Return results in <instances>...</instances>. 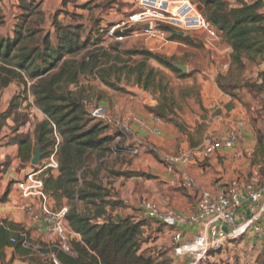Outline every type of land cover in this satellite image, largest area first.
<instances>
[{"label":"trees","instance_id":"16d2710c","mask_svg":"<svg viewBox=\"0 0 264 264\" xmlns=\"http://www.w3.org/2000/svg\"><path fill=\"white\" fill-rule=\"evenodd\" d=\"M114 1L119 4L118 0ZM68 2L63 0V6L67 7ZM91 2L81 7L90 9ZM197 2L202 15L219 35L225 37L233 51L229 69L217 77L218 88L232 97L237 89L256 88L246 80L245 73L248 63L259 65L264 62L263 0H238L236 7H231L228 0ZM115 4L110 7L117 9L119 6ZM18 9L20 13L14 17L10 31L3 32L7 21L0 7V88L13 84L22 87L24 101L30 94L35 107L45 117L37 122L32 134L15 137L20 147L18 159L23 166L31 164L40 146L44 161L57 148L58 176L50 169L41 173L44 191L53 199L55 210L67 208L65 220L68 229L80 239L69 236V253L62 251L58 242L51 241L41 243L34 251L25 230L5 222L0 226L1 255L6 248H12L22 255L42 256V260L34 258L39 264H56L55 260L58 264H173L164 257L165 254L148 253V249H144L147 244L145 229L149 224L164 225L135 215L117 213V210L131 207L109 191L111 183L108 190L95 179L108 164L102 160L107 159L114 148L118 155L122 153L120 150L127 151V148L123 144L116 147L115 138L109 133L110 127L90 116L86 109L88 88L82 80H98L110 90L129 94L121 87L125 81L154 97L158 95L159 108L149 110L157 119L168 120L165 111L172 113L177 107L176 99L173 90L149 63L155 61L181 79L188 75H183L163 55L143 49L124 50L120 43L104 45L109 29L107 26L106 30L100 31L102 22L97 21L98 26L90 31L78 21L64 25L59 20L64 13L61 9L51 16V27L46 29L47 19L41 2L19 0ZM94 32H98L97 35ZM169 39L194 46L187 37L178 38L170 33ZM16 100L14 97L7 111L1 115L5 120L13 117L16 122L14 133L27 124L28 118L24 116L22 122L16 120L14 113L22 105ZM177 127L181 126L177 124ZM94 162L99 163L95 170L92 167ZM118 162L122 161L119 159ZM32 168L37 170L38 167ZM122 177L154 178L134 171L111 170L109 174V178ZM7 196L5 194L1 202ZM64 201H67V206L63 205ZM25 240L31 244L28 249L23 247Z\"/></svg>","mask_w":264,"mask_h":264},{"label":"crops","instance_id":"0c3cea01","mask_svg":"<svg viewBox=\"0 0 264 264\" xmlns=\"http://www.w3.org/2000/svg\"><path fill=\"white\" fill-rule=\"evenodd\" d=\"M37 1L41 2L42 11L46 13L49 0ZM88 1L92 0H86L83 3ZM237 1L228 0L231 7H236ZM245 1L254 2L257 0ZM201 36L203 39L200 43L193 41L194 46L170 39L169 44H164L165 48L174 45L192 52L198 51L197 48L200 46V50L203 51V65H197L196 67L190 65L188 68L186 67L187 72L182 73L188 75L187 78L183 79L195 82V97H187L185 99L187 104L184 107H175L172 113H168V110H166L168 120L157 119L149 110L159 108L157 96L154 97L148 92H146V99H142L140 95L134 92L132 94L135 95L126 96L127 105L122 115L130 121L127 125L130 126L134 135L132 142L142 144L150 149L153 148V151H156L158 161L153 160L151 162V171L155 179L154 184L148 187V183L145 182L147 179H125L122 177L110 178L109 183L111 185L109 187L116 188L121 182L136 181L139 185L145 187L139 191L138 196L154 202L162 210L169 208L186 217H191L197 212V203L202 192L207 191L215 194L231 182L238 180L243 184V187L241 206L235 214V221L238 225H242L251 221L262 205V202L250 199L252 193L250 180L254 173H259L261 180L264 181V133H258V130L263 127V122L260 120L254 121L256 128L251 122V118L257 120L254 108L255 98L251 93V87L233 91L235 95L232 97L222 92L217 86V77L227 72L224 69L225 66L229 69L233 52L225 37L220 35L218 40L212 41L204 33H201ZM249 67L250 69H247L245 73L246 80L250 85H256L264 89V62L259 65L248 63ZM193 82L190 84L193 85ZM10 87L0 88L3 91V102ZM3 102L1 104H4ZM9 104L4 110L0 109V115L7 111ZM112 111L120 112L115 107ZM5 122L4 125L0 123V222L23 228L35 251L41 243L50 241L45 236V225L31 220V216L26 210L29 201L21 197L18 189V183L25 180L33 170L31 164L22 165L23 168H21L18 159L20 147L15 137L26 133H23V128L14 133L15 124L11 122L10 118ZM177 124L182 128H178ZM235 124H243L237 145L232 149L223 148L218 150L205 160L196 159L191 162L185 167V170L186 175L194 181L195 186L193 188L177 187L174 175L168 169L162 157H177L188 152H196L203 147L208 136L218 140L225 139ZM26 127L28 132L30 124H27ZM120 152L119 156L114 148L112 155L102 160V162L105 161L111 166L110 172L111 170L134 171L136 168L137 171H142V173L150 171L146 166L147 162L144 161V158L149 155L141 156L138 166L135 161L128 162L132 157L128 156L125 150L122 149ZM119 159L123 163H117ZM134 166L137 167L134 168ZM55 175L58 176V172ZM5 194H8V196L5 201L1 202ZM121 200L125 201L123 197ZM125 203L127 202L125 201ZM63 205L67 206V201H64ZM125 211L127 212L125 216L133 215L131 208H127L122 212ZM141 215L142 218H145L142 212ZM258 225L264 230V211L260 214ZM201 227V224L182 227L184 241L192 240L201 230ZM12 232L15 233V231ZM164 232L165 235H172L167 228L164 229ZM71 236L80 239L75 234H71ZM161 241L162 239H158L157 244H160ZM171 253L174 260V253L172 251ZM3 256H6L5 261L7 263L11 262V264H39L34 261V258L43 259L42 256L37 254L22 255L12 248H6ZM208 260L209 264H264V238L256 231L249 230L240 239L229 242L215 253L212 252Z\"/></svg>","mask_w":264,"mask_h":264},{"label":"built area","instance_id":"2783aa9c","mask_svg":"<svg viewBox=\"0 0 264 264\" xmlns=\"http://www.w3.org/2000/svg\"><path fill=\"white\" fill-rule=\"evenodd\" d=\"M127 15L125 21L115 23L109 29L106 38L122 42L129 37H137L157 39L163 44H169L168 37L173 31L185 35L199 31L212 41L218 40L220 36L216 28L202 15L201 6L192 0H134V5L128 10ZM118 33L121 36H118ZM224 69L228 70V67L225 66ZM89 114L96 121L110 127L109 133L115 138V144L122 143L131 154H138V147L132 142L133 132L124 121L113 117L102 106L93 107ZM242 126L243 124H235L222 140L208 136L203 147L196 152H188L177 157L163 156L162 160L174 175L175 185L193 188L195 183L186 175L185 167L196 159L205 160L218 150L235 147ZM56 153L57 148L45 160L47 162L45 167L39 169L37 166V170H32L25 180L18 183V189L21 197L29 201L26 210L31 220L45 225L46 239L58 242L62 251L69 253L68 240L72 233L65 220L67 208L61 211L54 209L53 199L45 193L41 179V173L47 169L54 174L57 173ZM250 182L252 186L250 199L262 202V205L254 218L242 225L235 221V214L241 206L243 187L238 180L231 182L218 193L202 192L198 199L197 212L191 217L169 208L162 210L150 200L142 202L141 212L146 219L164 225L172 233L175 257L187 259L185 264H204L212 252H217L229 242L240 239L249 230L256 231L264 238V230L258 225L260 214L264 211V181L261 180L259 173H254ZM200 224L202 227L198 234L192 240L184 241L181 228ZM30 246L26 240L23 242V247L28 249ZM55 263L58 264L56 260Z\"/></svg>","mask_w":264,"mask_h":264},{"label":"rangeland","instance_id":"374dc122","mask_svg":"<svg viewBox=\"0 0 264 264\" xmlns=\"http://www.w3.org/2000/svg\"><path fill=\"white\" fill-rule=\"evenodd\" d=\"M37 1V0H36ZM68 6L64 7L62 0H49V6L46 7V19L47 23L45 25L46 29L51 27V16L57 12L58 10H63L64 13L60 15L59 20L64 24V25H69V24H75L74 21H78L80 24H83L84 27L86 28L87 31L95 29L98 24L96 23L99 21L101 25L103 26L102 30H106L105 27L108 26V29H110L115 23H118L120 21H125L128 17L126 14V11H128L133 5H134V0H118L119 4L116 3L114 0H92L93 3L90 6V9H86L85 7H81L85 3L82 0H68ZM195 3H198L197 0H192ZM114 3L115 5L119 6V9L116 8H111L110 5ZM112 4V5H114ZM19 5V0H0V7L2 8L3 14L6 18L7 21V26L6 31H10L13 22H14V17L17 16L20 11L18 9ZM111 5V6H112ZM123 5V6H120ZM116 9V10H115ZM75 15V16H74ZM79 16V18H76ZM100 31H98L100 33ZM98 32H94L95 35H97ZM202 32H192L185 37L189 38L192 41H195L196 43H200L203 37L201 36ZM107 37V36H106ZM105 37V38H106ZM169 39V37H168ZM104 45L108 46L110 44L114 43H120L121 48L124 50H129V49H143L150 51L154 54H159L165 56L167 59L171 60L174 65L182 66V67H187L190 65L197 66V65H203V51L200 50V46L197 48L198 51L192 52L188 51V49H183L180 47H175L174 45H169L168 47L165 48V45L163 42L157 39H146V38H137V37H129L127 39H124L122 42H117L115 40L110 41L108 38L105 39ZM176 48L175 50H173ZM150 67L154 68L156 71L159 72V74L164 78V82L169 85V88L173 90V95L175 96L177 106L179 107H184L187 102L186 98L187 97H195L196 94V87H195V82L193 80H187V79H179L178 76L173 74L171 71L168 69L160 66L157 62L151 61L149 63ZM250 67L248 68V70ZM189 73V72H188ZM187 75V74H186ZM193 82L194 84L191 85L190 83ZM82 84L86 85L88 88L87 92V103H86V109L87 111H90L93 107L96 106H102L105 107L109 113L115 117L116 119H119L121 121H124L126 124L130 123L129 120L122 115L123 111L125 110V107L127 105V95H135L132 94L133 92L135 93H142V90L140 88H135V86L131 84L125 83V81L121 84V87H123L126 91L129 92V94H122L115 92L113 90H110L109 88L105 87L102 85L98 80L94 79H83ZM74 88V87H73ZM254 95L255 98V114L257 115V120L254 118H251V122L253 126L256 128L254 121H262L263 122V127L258 130V133H264V89L256 87L252 89L251 92ZM3 96V91L0 89V109H3L10 103L9 101L13 99L14 97H17L16 102H21V108L18 110V112L14 113L16 120L19 122H22L24 120V116H27V124H30V130L27 132V127L26 125L23 128V133H29L32 134L35 125L37 122H40L45 119L44 115L41 113V111L35 107L34 105V100L33 97L29 94L28 95V100L24 101L22 97L23 95V88L18 86L17 84L11 86L7 92L6 96L4 97V102L2 100ZM158 96V95H157ZM9 99V100H8ZM4 104H1L2 102ZM118 109L120 112L116 113L113 112V108ZM3 115V114H2ZM11 122L14 124L13 117L10 118ZM0 123L1 125H4L5 119L2 118L0 115ZM130 127V126H129ZM122 144V143H120ZM135 146L138 147V154L133 155L129 151H126L128 156H131L130 160L128 162H133L135 161L138 163L139 166V161L141 158L146 155H149L144 158V161L147 163V167L150 171L145 174L153 175V172L151 171V162L158 161L156 158V154L151 152L150 150H153L152 148L150 149L147 146H143L142 144L139 143H134ZM118 144H116V147ZM122 146V145H121ZM156 152V151H155ZM112 155V154H111ZM142 156V157H141ZM154 158V159H153ZM105 162V161H104ZM126 162V161H124ZM123 163V161H122ZM47 162L44 160H41L39 164V169H43ZM99 163H93L92 167L95 170ZM23 168V166H20ZM31 167H33L31 165ZM137 166H134L136 168ZM110 165H106L99 174L97 175L98 178H95L98 183H102L104 187H106L108 190L109 188L107 187L109 184V174L110 173ZM134 172H139L137 171V168L134 170ZM142 172V171H140ZM148 183V187H150L151 184H154L155 179L151 178L149 181H145ZM145 188L144 186L139 185L136 181H125L121 182V184H118L116 188H111L109 191L112 192V194L116 195L118 199H125L127 202V205L131 207V211L133 215L136 217H142L141 215V204L144 200H148L147 198H142L141 196H138L139 191ZM83 209V208H81ZM125 209H120L117 210V213H120L121 215H126V211L122 212ZM161 229V230H160ZM165 227L159 226L157 224H149V226L145 229V238L147 239V244L144 246V249H148L147 252H155L156 254H165L164 257H167L172 261L173 264H185L187 259H179L175 257L174 255V260H173V242H172V235H165L164 232ZM160 235V237H159ZM158 239H162L160 244L158 243ZM169 245H171L169 247ZM160 248V249H159ZM166 250V251H165ZM151 251V252H150ZM174 253V252H173ZM6 257V256H5ZM5 257L1 255L0 253V264H11V262H6ZM182 260V261H181ZM204 264H209V260L207 259Z\"/></svg>","mask_w":264,"mask_h":264},{"label":"water","instance_id":"95a60500","mask_svg":"<svg viewBox=\"0 0 264 264\" xmlns=\"http://www.w3.org/2000/svg\"><path fill=\"white\" fill-rule=\"evenodd\" d=\"M172 34L175 37H178V38L185 37V34L184 33L178 32V31H173ZM175 67H176V69H178L179 71H181L184 74L187 72V68L186 67H182V66H178V65H176ZM135 88H139V87L137 86ZM141 90H142V93H136V94L140 95V97L142 99H146V97H147L146 92L143 89H141ZM41 160H42V151H41V147L38 146V148H37V150L35 152V155H34V157L32 159L31 165L34 166V167H37V166H39Z\"/></svg>","mask_w":264,"mask_h":264}]
</instances>
